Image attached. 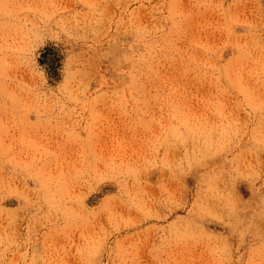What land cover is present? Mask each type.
<instances>
[{"label": "rangeland", "instance_id": "374dc122", "mask_svg": "<svg viewBox=\"0 0 264 264\" xmlns=\"http://www.w3.org/2000/svg\"><path fill=\"white\" fill-rule=\"evenodd\" d=\"M0 264H264V0H0Z\"/></svg>", "mask_w": 264, "mask_h": 264}]
</instances>
